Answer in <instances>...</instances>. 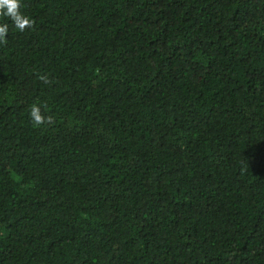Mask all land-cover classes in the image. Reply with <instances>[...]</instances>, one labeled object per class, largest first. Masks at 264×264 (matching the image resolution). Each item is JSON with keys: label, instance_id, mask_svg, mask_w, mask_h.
I'll return each mask as SVG.
<instances>
[{"label": "trees", "instance_id": "trees-1", "mask_svg": "<svg viewBox=\"0 0 264 264\" xmlns=\"http://www.w3.org/2000/svg\"><path fill=\"white\" fill-rule=\"evenodd\" d=\"M20 3L0 264H264V0Z\"/></svg>", "mask_w": 264, "mask_h": 264}, {"label": "clouds", "instance_id": "clouds-1", "mask_svg": "<svg viewBox=\"0 0 264 264\" xmlns=\"http://www.w3.org/2000/svg\"><path fill=\"white\" fill-rule=\"evenodd\" d=\"M21 3L20 0H0V15H5L11 18L14 22L15 26L20 30L23 31L26 27H31L34 24V21L28 18L26 15L21 13L20 11ZM8 31L7 24L0 26V42L6 43L4 39L6 33ZM40 79L44 80L46 83L47 78L41 76ZM30 116L33 119V122L36 125H40L43 123H51L52 117L48 116L45 117L41 114L40 107L38 105H33L30 110Z\"/></svg>", "mask_w": 264, "mask_h": 264}]
</instances>
